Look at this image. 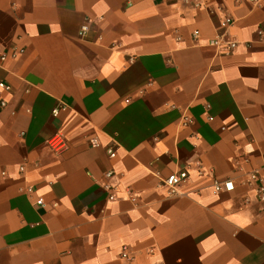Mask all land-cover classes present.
Returning a JSON list of instances; mask_svg holds the SVG:
<instances>
[{
  "label": "crops",
  "instance_id": "0c3cea01",
  "mask_svg": "<svg viewBox=\"0 0 264 264\" xmlns=\"http://www.w3.org/2000/svg\"><path fill=\"white\" fill-rule=\"evenodd\" d=\"M199 3L0 0V264H264V6Z\"/></svg>",
  "mask_w": 264,
  "mask_h": 264
},
{
  "label": "built area",
  "instance_id": "2783aa9c",
  "mask_svg": "<svg viewBox=\"0 0 264 264\" xmlns=\"http://www.w3.org/2000/svg\"><path fill=\"white\" fill-rule=\"evenodd\" d=\"M184 5L192 7L194 9H199L201 4L199 0H181ZM238 2H246L251 7H262L264 6V0H237ZM231 25L230 20H226L223 24L224 31L221 35H218L216 38L208 42V46L214 48L217 51V54L221 57H229L232 55L238 47V43L230 38L229 36V27ZM87 24L83 25L80 29L79 36L84 37V34L87 32ZM259 36H264V24L258 30ZM198 32L192 33V38L194 41L198 39ZM1 89L9 90V87L0 84ZM3 106V104H2ZM92 146H99L98 142L93 140L91 142ZM47 147L53 153H61L66 147L67 143L62 135H55L47 142ZM109 157L114 158L115 154L112 150L108 151ZM188 179L187 171H180L161 182V187H165L171 195H179V187ZM244 184L254 191L256 199L260 204H264V175H261L258 171L250 172L247 175ZM212 190L214 193L218 194L221 192H232L234 190V182L231 179L225 180H214L212 183ZM113 198V197H111ZM38 205H42V201H37Z\"/></svg>",
  "mask_w": 264,
  "mask_h": 264
}]
</instances>
